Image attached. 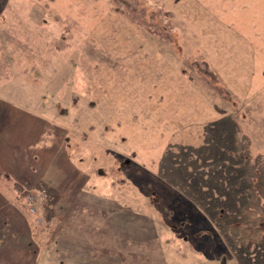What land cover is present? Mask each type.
<instances>
[{
	"label": "rangeland",
	"instance_id": "1",
	"mask_svg": "<svg viewBox=\"0 0 264 264\" xmlns=\"http://www.w3.org/2000/svg\"><path fill=\"white\" fill-rule=\"evenodd\" d=\"M0 172V264H264V0H0Z\"/></svg>",
	"mask_w": 264,
	"mask_h": 264
},
{
	"label": "built area",
	"instance_id": "2",
	"mask_svg": "<svg viewBox=\"0 0 264 264\" xmlns=\"http://www.w3.org/2000/svg\"><path fill=\"white\" fill-rule=\"evenodd\" d=\"M45 194L44 191L38 189V190H30L27 192L25 199L27 203V208L30 213H36L37 206L40 201L45 200Z\"/></svg>",
	"mask_w": 264,
	"mask_h": 264
},
{
	"label": "trees",
	"instance_id": "3",
	"mask_svg": "<svg viewBox=\"0 0 264 264\" xmlns=\"http://www.w3.org/2000/svg\"><path fill=\"white\" fill-rule=\"evenodd\" d=\"M200 71H201V69H200ZM201 74H204L206 77H213V76H215V77H217V75L215 74V72L211 69V68H209V71H206V70H204V69H202V71H201ZM209 74V75H208ZM218 78V77H217ZM212 83H213V81L212 80H210ZM214 84V83H213ZM215 85V84H214ZM216 86V85H215ZM217 87V86H216ZM11 179H13V177H11L10 176V180ZM14 182V187L16 188V189H18L20 192H21V194L23 195V196H26V194H27V192L28 191H30L28 188H26V186H24L23 184L21 185V183L20 182H18V181H13Z\"/></svg>",
	"mask_w": 264,
	"mask_h": 264
},
{
	"label": "crops",
	"instance_id": "4",
	"mask_svg": "<svg viewBox=\"0 0 264 264\" xmlns=\"http://www.w3.org/2000/svg\"><path fill=\"white\" fill-rule=\"evenodd\" d=\"M10 148L12 149V147H10ZM10 154H11V153H10ZM15 161H18V160L15 159ZM0 174H1V172H0Z\"/></svg>",
	"mask_w": 264,
	"mask_h": 264
}]
</instances>
